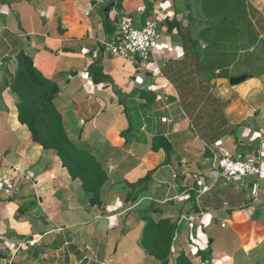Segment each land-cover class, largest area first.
Returning <instances> with one entry per match:
<instances>
[{"label": "crops", "instance_id": "crops-1", "mask_svg": "<svg viewBox=\"0 0 264 264\" xmlns=\"http://www.w3.org/2000/svg\"><path fill=\"white\" fill-rule=\"evenodd\" d=\"M246 5L264 27V0ZM196 10L194 0H0V264H159L142 245L148 219L175 225L171 264L181 253L192 264H264V171L226 181L213 165L252 153L264 165V71L232 73L248 76L237 86L200 81L210 98L190 112L182 93L192 84L167 78L184 59L178 29H168L191 22L198 36L207 20L200 27ZM121 18L139 28L157 20L162 48L151 63L110 52ZM21 55L57 86L69 139L106 172L100 207L19 122ZM217 104L226 127L207 142L205 115Z\"/></svg>", "mask_w": 264, "mask_h": 264}, {"label": "trees", "instance_id": "trees-1", "mask_svg": "<svg viewBox=\"0 0 264 264\" xmlns=\"http://www.w3.org/2000/svg\"><path fill=\"white\" fill-rule=\"evenodd\" d=\"M197 7L202 19L207 20V23L212 22V26L206 25L198 36L192 34L191 22L188 26L182 27L172 20L168 29L170 32L174 28L178 29V40L182 42L184 59L175 66L169 65L171 77L167 75V78L177 83V87L192 84V87L186 88L182 93V98L186 99L190 112V109L195 107L194 102L199 103L210 98L209 89H198L197 85H206L200 82L199 77L202 74H206L210 79H227L233 76L234 73L229 74L228 69L235 63L237 51L241 48L247 52L259 37V31L253 26L256 13L247 7L246 0H232L230 5L226 3L218 5L213 1L212 4H202ZM149 12L150 9L147 8L145 17L149 16ZM107 25L109 26L110 23ZM115 28L116 26L108 30L110 35L114 33ZM257 28L264 31V27L259 23ZM200 35L206 36V40L202 39L207 45L205 48L200 44ZM262 47L264 48V43ZM247 54L249 55L245 64L251 66V69L259 67L258 56ZM90 70L94 81L100 82L96 79V74L101 75L99 66L94 65ZM216 71L218 74H215ZM13 89L18 97V120L22 125L27 126L31 140L46 151H54L71 178L79 180L85 192L91 196L90 204L100 207L101 190L107 181L106 172L92 155L78 149L69 139L61 115L54 104V98L58 93L57 86L34 68L30 58L21 55L19 72L13 83ZM205 116V128H209L210 133L204 139L207 142L218 140L219 135L223 134L221 129L226 127L220 105L217 104L214 111ZM205 116H200L199 113L197 119H203ZM174 232L175 225L169 220L155 222L148 219L146 222L142 245L159 264H171ZM175 264H192V262L181 253L175 259Z\"/></svg>", "mask_w": 264, "mask_h": 264}, {"label": "built area", "instance_id": "built-area-1", "mask_svg": "<svg viewBox=\"0 0 264 264\" xmlns=\"http://www.w3.org/2000/svg\"><path fill=\"white\" fill-rule=\"evenodd\" d=\"M161 32L157 20L151 19L144 26L136 27L131 18H121L107 47L113 55L126 59H140L151 63L154 55L160 54ZM214 168L226 181L235 179H256L264 171L260 153L237 154L233 157L214 159Z\"/></svg>", "mask_w": 264, "mask_h": 264}, {"label": "rangeland", "instance_id": "rangeland-1", "mask_svg": "<svg viewBox=\"0 0 264 264\" xmlns=\"http://www.w3.org/2000/svg\"><path fill=\"white\" fill-rule=\"evenodd\" d=\"M195 3L197 5H202V4H205V5H209V4H212L213 1H215L218 5H223L224 3L230 5V3L232 2V0H194ZM194 17L198 18L199 22H201V24L199 25L200 27H202V21L200 20H204L202 19L203 17L201 16V12L200 10L198 9L197 7V10L194 14ZM160 23V22H159ZM206 25L208 26H212V22H209V23H205ZM253 26H255L256 30L258 31L257 27H256V24L253 23ZM205 34V33H203ZM201 39L199 41H202V39L206 40V36L204 35H200ZM263 39H264V35H263ZM262 39L263 43H264V40ZM262 41L260 43H257L255 48L253 49V51H247L246 53H239V55H237L236 57V61L234 64H232V68H231V73H234V72H237L238 70H243L244 72H250L251 74L253 75H256L258 74V72H260L261 70L264 71V48L262 47ZM203 42V41H202ZM202 45V44H201ZM241 48L238 50L240 51ZM238 51H237V54H238ZM164 53V52H163ZM247 53H252L254 54L255 56H258L259 58V64L258 66L259 67H255V68H252L251 69V66L248 67L246 64H245V61H246V57L249 55ZM163 55V54H161ZM164 56V55H163ZM162 56V57H163ZM158 61V60H157ZM161 62L158 61V64L160 65H163L166 60L165 58H162V60L160 59ZM234 74H237V73H234ZM247 74V73H246Z\"/></svg>", "mask_w": 264, "mask_h": 264}, {"label": "water", "instance_id": "water-1", "mask_svg": "<svg viewBox=\"0 0 264 264\" xmlns=\"http://www.w3.org/2000/svg\"><path fill=\"white\" fill-rule=\"evenodd\" d=\"M112 8H113V5H110L104 10L106 19L109 18V13H110ZM203 46H205V45H203ZM247 77H248L247 75H242V76H238V77H230L227 79L226 78L209 79L205 74H202L199 78H200V81L208 82L211 86H222V85L237 86V85L243 83L247 79Z\"/></svg>", "mask_w": 264, "mask_h": 264}]
</instances>
